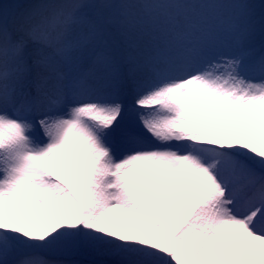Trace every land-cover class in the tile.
I'll list each match as a JSON object with an SVG mask.
<instances>
[{
    "label": "snow or ice",
    "instance_id": "6c2138e0",
    "mask_svg": "<svg viewBox=\"0 0 264 264\" xmlns=\"http://www.w3.org/2000/svg\"><path fill=\"white\" fill-rule=\"evenodd\" d=\"M0 264H264V0L0 2Z\"/></svg>",
    "mask_w": 264,
    "mask_h": 264
},
{
    "label": "rangeland",
    "instance_id": "374dc122",
    "mask_svg": "<svg viewBox=\"0 0 264 264\" xmlns=\"http://www.w3.org/2000/svg\"><path fill=\"white\" fill-rule=\"evenodd\" d=\"M0 2H3V3H14V2H16V0H0Z\"/></svg>",
    "mask_w": 264,
    "mask_h": 264
}]
</instances>
